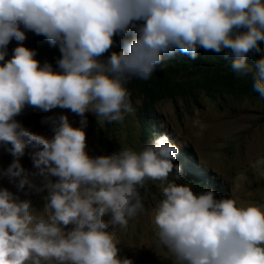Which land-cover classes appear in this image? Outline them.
<instances>
[{"label": "clouds", "instance_id": "1", "mask_svg": "<svg viewBox=\"0 0 264 264\" xmlns=\"http://www.w3.org/2000/svg\"><path fill=\"white\" fill-rule=\"evenodd\" d=\"M25 30L58 47L55 68L24 45ZM260 42L264 0H0V144L11 156L0 180L16 189L0 188V264H132L119 258L114 233L146 210V180L161 182L153 246L172 264H264V206L180 182L179 147L167 135L91 157L84 131L88 112L123 123L134 112L126 85L149 81L176 51L191 60L198 48L224 52L264 99ZM250 53H260L254 64ZM26 106L67 109L81 126L46 116L49 138L16 119ZM26 150L32 170L21 163ZM31 192L46 193L42 209Z\"/></svg>", "mask_w": 264, "mask_h": 264}, {"label": "rangeland", "instance_id": "2", "mask_svg": "<svg viewBox=\"0 0 264 264\" xmlns=\"http://www.w3.org/2000/svg\"><path fill=\"white\" fill-rule=\"evenodd\" d=\"M25 35L24 45L36 51V59L41 65L47 61L55 68V61L60 55L58 47L51 46L42 35L27 30ZM16 43L14 39L9 43L8 56H11ZM155 110L162 120L161 128L166 129L171 143L179 147L176 158L181 153L189 155L180 166L183 171L180 182L190 184L194 192L206 191V184L210 182L212 188L209 189H214L217 198L230 197L238 205L264 206V99L235 93L210 96L202 92L196 98L161 99L156 103ZM60 114L67 115L74 127L81 126L79 116L60 108L43 112L26 106L16 119L31 130L51 138L52 128L42 120L46 116ZM85 115L86 152L91 157L110 154L121 147L139 151L147 143L145 131L135 115V107L133 113L125 115L123 123H106L91 112ZM197 120L203 128L194 123ZM8 147L0 144V167H7L11 161ZM21 163L32 170L27 150ZM169 179L173 176L170 175ZM199 180L204 184L196 185L195 181ZM5 187L16 193L15 187L6 179L0 180V188ZM145 187L148 191L145 193L141 189V193L146 210L130 220L126 230L114 233L118 256L121 259L130 258L132 264H172L168 254L153 246L156 231L153 210L162 199L161 182L146 180ZM19 195L25 198L23 193ZM26 198L37 210L47 203L46 193L31 192ZM71 227L69 225L65 230Z\"/></svg>", "mask_w": 264, "mask_h": 264}, {"label": "trees", "instance_id": "3", "mask_svg": "<svg viewBox=\"0 0 264 264\" xmlns=\"http://www.w3.org/2000/svg\"><path fill=\"white\" fill-rule=\"evenodd\" d=\"M260 47L264 49V42H260ZM259 56L260 53H250L246 59L249 64H254ZM166 59V67L162 71L157 70L149 81L133 79L126 85L147 142L162 134L169 138L166 129L161 128L162 120L155 110L156 103L161 99L196 98L202 92L210 96L222 93L259 96L253 91L250 80L238 78L232 73L229 67L231 57H226L224 52L216 54L198 48L196 60L179 51ZM188 157V153H181L174 162L182 166ZM195 183L204 184L202 180ZM210 184H206L207 190L212 188Z\"/></svg>", "mask_w": 264, "mask_h": 264}]
</instances>
